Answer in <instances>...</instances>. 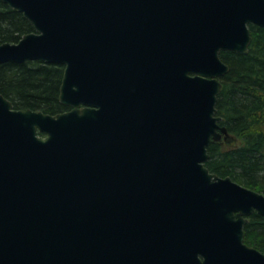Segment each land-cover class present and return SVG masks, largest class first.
<instances>
[{
    "label": "water",
    "instance_id": "obj_1",
    "mask_svg": "<svg viewBox=\"0 0 264 264\" xmlns=\"http://www.w3.org/2000/svg\"><path fill=\"white\" fill-rule=\"evenodd\" d=\"M0 1L33 27L0 64L63 65L70 108L0 95V264H264L243 230L264 195L204 165L219 54L247 53L264 0Z\"/></svg>",
    "mask_w": 264,
    "mask_h": 264
},
{
    "label": "trees",
    "instance_id": "obj_2",
    "mask_svg": "<svg viewBox=\"0 0 264 264\" xmlns=\"http://www.w3.org/2000/svg\"><path fill=\"white\" fill-rule=\"evenodd\" d=\"M249 30L246 54H219L228 72L220 78L215 107L228 134L224 143L209 144L204 165L216 176L264 195V27L250 25ZM32 31L21 13L0 1V44L17 43ZM63 72V65L39 61L0 64V95L16 110L63 113L68 110L59 102ZM243 230L244 242L264 254V217L251 214Z\"/></svg>",
    "mask_w": 264,
    "mask_h": 264
},
{
    "label": "rangeland",
    "instance_id": "obj_3",
    "mask_svg": "<svg viewBox=\"0 0 264 264\" xmlns=\"http://www.w3.org/2000/svg\"><path fill=\"white\" fill-rule=\"evenodd\" d=\"M224 139H226V136H223L222 139H221L223 143H224V141H225ZM229 145H230V144H229Z\"/></svg>",
    "mask_w": 264,
    "mask_h": 264
}]
</instances>
